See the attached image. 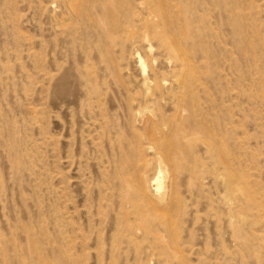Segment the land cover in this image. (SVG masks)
Listing matches in <instances>:
<instances>
[{"label":"rangeland","instance_id":"rangeland-1","mask_svg":"<svg viewBox=\"0 0 264 264\" xmlns=\"http://www.w3.org/2000/svg\"><path fill=\"white\" fill-rule=\"evenodd\" d=\"M146 122L181 165L142 218ZM263 220L264 0H0V264H264Z\"/></svg>","mask_w":264,"mask_h":264},{"label":"bare ground","instance_id":"bare-ground-1","mask_svg":"<svg viewBox=\"0 0 264 264\" xmlns=\"http://www.w3.org/2000/svg\"><path fill=\"white\" fill-rule=\"evenodd\" d=\"M145 127L147 133L151 136V138L149 136L150 140L153 141L152 142V147L154 148L153 154L148 159L139 156L137 158L135 165H133L134 167L133 171L135 172L130 171L128 169L129 171L124 172L122 177V183L126 188V190L132 192L139 200H141L140 201L141 204L139 205L135 204L132 206L134 209L137 208V211L136 210L135 211L142 218L143 217L147 218L148 217L147 215H151L154 209L156 208L163 207L165 209L168 206L177 205L176 184L178 180V172H180V165H181L180 164L181 156H180V148H179V137L181 134H178L179 133L178 126H176L175 124L172 125L168 124L167 126H165L166 128L164 129L163 128L157 129L154 126V124L147 123ZM155 167L157 168V172L155 171L152 172L149 177L148 175L144 176L143 174H141V172H144V170H148V168L149 170H151ZM160 167H163L165 169L164 177L160 175L161 172ZM128 194L124 198L123 196L121 197L124 199V201L121 200L124 203V207H128L129 205L132 204L131 202H129L132 199L130 198V195L128 197ZM163 218L164 217L161 218V224L164 225L169 224V220Z\"/></svg>","mask_w":264,"mask_h":264}]
</instances>
